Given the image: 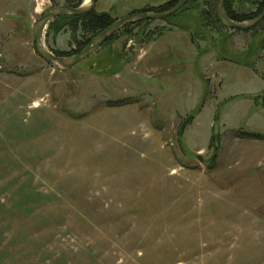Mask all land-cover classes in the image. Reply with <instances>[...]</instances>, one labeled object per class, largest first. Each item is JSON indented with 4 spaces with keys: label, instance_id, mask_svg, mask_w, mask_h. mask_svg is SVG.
I'll return each mask as SVG.
<instances>
[{
    "label": "rangeland",
    "instance_id": "1",
    "mask_svg": "<svg viewBox=\"0 0 264 264\" xmlns=\"http://www.w3.org/2000/svg\"><path fill=\"white\" fill-rule=\"evenodd\" d=\"M216 3L131 24L60 72L31 29L66 0H0V264H264V34L224 28ZM49 27L47 50L76 55Z\"/></svg>",
    "mask_w": 264,
    "mask_h": 264
},
{
    "label": "water",
    "instance_id": "2",
    "mask_svg": "<svg viewBox=\"0 0 264 264\" xmlns=\"http://www.w3.org/2000/svg\"><path fill=\"white\" fill-rule=\"evenodd\" d=\"M98 0H90L87 5L82 4L78 8H71L66 5L53 7L41 15L33 23L31 29L32 45L34 52L47 66L55 71L65 72L73 69L76 65L95 53L104 43L110 40L119 30L125 26L145 21H163L174 16L190 0H178L168 11L162 13L142 12L129 15L123 19L114 21L107 29L93 38L90 44L73 56L58 57L52 51H48L44 43L45 31L49 24L57 18L64 16L81 17L94 12ZM224 1L217 0L215 15L221 25L229 30L246 32L254 29L264 19V9L253 20L247 22H236L229 19L224 11Z\"/></svg>",
    "mask_w": 264,
    "mask_h": 264
},
{
    "label": "trees",
    "instance_id": "3",
    "mask_svg": "<svg viewBox=\"0 0 264 264\" xmlns=\"http://www.w3.org/2000/svg\"><path fill=\"white\" fill-rule=\"evenodd\" d=\"M178 0H173L167 2L165 5L163 4L159 8H152L150 10H147L149 12L156 11V10H164L165 8L171 9ZM231 0H225L224 2V11L227 15V17L233 21L236 22H245L248 20H252L255 17H257L262 10L264 9V0H244L247 3L253 4L256 9L255 11L250 15H238L235 13V11L232 9V5L230 4ZM82 5V0H66V6L71 8H78ZM146 10H143V12H147ZM176 15V14H175ZM172 16L170 18H167L164 20V22L169 21L170 19L175 17ZM114 22L113 17L110 15V13H96L95 11L81 16V17H71V16H64L55 19L49 26L50 29H53L55 32H62L64 30H69L71 34L75 37L73 39V45L75 46V49H73L72 54H76L80 52L84 47H86L88 44L91 43L94 37H96L98 34H100L102 31L107 29L112 23ZM147 23H150L148 21L140 22V23H134V26L139 25H146ZM130 27V25H128ZM128 26H125L121 30L128 29ZM260 27L261 35L264 34V19L263 21L258 24L254 29L250 30V32H254L257 30V28ZM120 31V30H119ZM118 31V32H119ZM117 32V33H118ZM239 32V31H238ZM249 31H246L245 33H248ZM116 34L113 36L115 37ZM112 39V38H111ZM109 41V40H108ZM54 55L58 57H67L70 56L71 53H63V52H57L53 49L51 50ZM192 118L190 117L187 119L183 125L181 126V129L179 131L180 134L183 133L184 128L190 123ZM247 139H253V140H262L263 137H261L258 134H247L243 136ZM214 140V137H211L210 140V146H212V142Z\"/></svg>",
    "mask_w": 264,
    "mask_h": 264
},
{
    "label": "crops",
    "instance_id": "4",
    "mask_svg": "<svg viewBox=\"0 0 264 264\" xmlns=\"http://www.w3.org/2000/svg\"><path fill=\"white\" fill-rule=\"evenodd\" d=\"M97 2H98V1H97ZM96 7H97V3H96ZM96 7H95V10H94L95 12H96ZM96 13H101V12H96ZM52 22H53V21H52ZM52 22H51V23H52ZM51 23H50V24H51ZM166 57H167V53L162 52L160 58L165 59ZM190 61H191V59H189V62H186V63H188V65H190V64L192 65L193 61H191V62H190ZM176 64H179V66H180V64H182V65H183V64L186 65V64H185V61H183V62H180V61H179V62L176 63ZM163 67H165L164 64H163ZM260 91H261V85H260ZM260 91L257 92V96L259 95ZM255 97H256V96H255ZM252 98H253V97H252ZM197 151H202V149H198V150H196V152H197Z\"/></svg>",
    "mask_w": 264,
    "mask_h": 264
},
{
    "label": "bare ground",
    "instance_id": "5",
    "mask_svg": "<svg viewBox=\"0 0 264 264\" xmlns=\"http://www.w3.org/2000/svg\"><path fill=\"white\" fill-rule=\"evenodd\" d=\"M89 1H90V0H85L84 5H87V3H88ZM41 6H42V1H40V2L38 3L37 8H36V11H39ZM38 106H39V105H38L37 102L34 103V104L32 105L33 108H37Z\"/></svg>",
    "mask_w": 264,
    "mask_h": 264
}]
</instances>
